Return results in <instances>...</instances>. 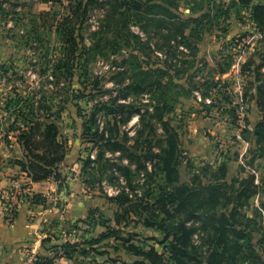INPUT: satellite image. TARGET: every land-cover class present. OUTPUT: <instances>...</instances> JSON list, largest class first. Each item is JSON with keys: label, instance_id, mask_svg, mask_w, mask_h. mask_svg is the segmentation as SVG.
<instances>
[{"label": "rangeland", "instance_id": "obj_1", "mask_svg": "<svg viewBox=\"0 0 264 264\" xmlns=\"http://www.w3.org/2000/svg\"><path fill=\"white\" fill-rule=\"evenodd\" d=\"M99 1L86 18L72 22L82 36L84 67L71 78H56L43 57L46 48L52 52L60 45L56 21H39L35 40L32 23L34 14L44 11H57L63 19L70 0L24 3L13 9L18 15L12 10L7 19L0 18V172L10 178L0 193V209L7 223L18 219L24 207L30 221L41 218L42 223L38 240L14 246L6 258L16 251L23 255L21 264L42 263L57 253L55 262L64 258L69 264H151L126 250L134 244L145 252L154 248L161 255L156 264H252L249 254L238 256L232 245L220 246L219 218L225 215L233 217L229 224L249 232L244 240L260 257L257 264H264V31L252 9L237 0H142L132 10L121 0ZM204 14L208 17L199 26L183 28L177 19ZM93 33L97 46L86 55ZM42 46V52L35 49ZM25 118L46 124L55 120L59 140L69 149L61 164L68 188L48 181L56 187L37 208L30 179L15 164L24 151L17 141L20 133L11 126L24 128ZM109 141L138 158L130 162ZM149 150L164 157L157 160L162 170L152 179ZM103 152L113 164L141 172L130 189L134 198L144 197L146 190L153 196L173 194L174 186L188 187L189 194L142 211L154 222L152 228L132 212L120 226L123 234L105 240L95 252L85 242L117 227L120 208L108 197L128 186L122 170L110 181L115 167H101L97 159ZM88 158L97 160L94 169L83 163ZM167 174L179 182L173 185ZM13 202L18 204L10 212ZM156 224L176 226L177 237H167ZM178 238L186 254L173 247ZM226 240L237 238L229 231ZM68 242L81 245L66 253L61 246Z\"/></svg>", "mask_w": 264, "mask_h": 264}, {"label": "trees", "instance_id": "obj_2", "mask_svg": "<svg viewBox=\"0 0 264 264\" xmlns=\"http://www.w3.org/2000/svg\"><path fill=\"white\" fill-rule=\"evenodd\" d=\"M55 2L58 3L60 0H0V18L4 16V19H7L11 11L14 9V7L19 5H24V3H30L34 4L36 2ZM237 2L244 6V7H250L252 9V18L254 21L258 24L260 29L264 31V3L259 2L256 3V0H237ZM70 6L68 7L66 14L62 16L63 19H58V12H51V11H44L41 14L37 15L34 14L32 18L33 23V30H35L34 33V40L39 39V26L37 25L39 21L43 20V24H46L48 21V18L51 17L53 22L56 21L58 25V42L60 43L59 46L52 49V52L50 48H46L45 53L43 54V57L47 59V67L48 69H51L52 73L56 78L60 77H66L71 78L75 75V72L78 69H82L84 67V64L81 63L80 57L83 58V56L79 55V49H80V37L81 35L76 34V30L72 27V22L74 19H84L88 15L89 11L94 8L96 5L100 4L99 0H87V2L84 3V0H70ZM120 3L123 7H129V10H132L134 8H137L138 6H141L143 4L142 0H121ZM9 6V7H8ZM112 7V6H111ZM167 11L171 17H176L171 14L169 10ZM14 15H18L15 10L12 12ZM124 15V12L122 13ZM208 17L207 14H204L202 18H196V19H189L187 21L181 20L179 17V22L183 28H188V26L191 23H195L197 26L203 22V19ZM193 30V29H192ZM95 34H92V40L93 44L90 47L85 48L84 53L86 55H89L91 50H94L96 45L95 42ZM95 43V44H94ZM42 48H35L37 50H40L41 52L44 51ZM37 53V52H36ZM1 68V66H0ZM50 117V116H49ZM52 118H55L51 115ZM50 118V119H52ZM24 120L26 121V124L24 128H20L15 122L13 126H11V131H18L20 134L17 136V141L20 144L21 148L24 151L23 158L17 159L15 161V164L19 165L21 167L22 173L26 174L27 177L30 179L31 185L33 183H41V182H48L53 179L58 184L59 189L68 188L67 184V177L64 175V172L62 171L61 164L66 159L68 147L59 140L60 136V130L56 124V121L53 120L51 123L46 124L41 120ZM42 119V118H41ZM96 120L95 114L92 116L91 120L94 122ZM164 130L165 132L169 131V124L168 122L164 121ZM6 139L9 138V134L7 133L5 135ZM172 138V136H169L167 138V141H169ZM112 140V138H111ZM109 144H112V147L115 149H122V153H124L127 156V159L132 162L135 159L138 158L137 154L131 153L126 148H123L122 144L119 142H111L109 141ZM106 152V151H105ZM162 152H165V150H162ZM147 158L151 159L154 162V169L152 171H147V175L149 179L154 178L158 174V170H162L161 165L158 163L157 160L162 161L164 157L162 154L157 152H152V150H149L146 155ZM120 158V157H119ZM98 163L101 164V167H105L108 169H113L111 172V178L110 181L114 182L117 174L119 173V170L124 171V176L126 178V184L128 186L124 187L122 186L119 194L115 198H109L108 199L111 202H115L119 208L120 211L116 214V228L110 229L109 232H103L100 237L98 238H91L89 240H86L85 244H87L92 251L97 252L96 250L98 245H101L105 240L122 235L123 229L120 228V226L123 223V221H126L130 214L132 212L138 213L139 219L142 221L141 223L146 228H152L155 226L154 222L150 220V218H144L143 212L144 210H151L154 205L157 204H172L174 200H180L177 199L179 195H182L184 198H186L189 194V188L186 186H174L175 192L173 194L164 193L161 192L160 196H153L154 194L150 190H146V195L144 197L138 199L134 198L133 193L130 191L131 188L135 189V186L133 184L134 178L137 177L141 172H132V170L125 169L123 166L119 164H113V162H110L108 158L105 157L104 152L102 154H99L98 156ZM97 160H93L91 158H88L87 160H84L83 163L89 166L91 169H94L92 164L94 162H97ZM157 161V162H156ZM167 179L169 182H172L173 185L177 184L178 180H171L168 177ZM225 179V178H224ZM150 188V185H149ZM246 188H243L241 190V193L246 192ZM193 193V191H192ZM256 191H253V194H256ZM240 195V193H239ZM32 204L35 205H41L46 203V197L43 194H33L32 196ZM168 211V210H166ZM231 216L235 215L237 213V209L231 210ZM170 214V211L167 212ZM171 215V214H170ZM233 218V217H232ZM232 218L228 219L225 215H221L219 218L220 226H219V233L217 240H220V246L225 250V247H227L229 244L232 245V247L236 248L237 255L243 256L245 253L250 255L251 260L253 261L252 264H257V261L260 260V257L258 254H256L255 248L253 245L249 242V240H244L248 238L250 235L249 232L246 230H239L237 227L233 224H229V221L232 220ZM157 227H161L160 229L165 230V234L167 237L170 236H176V226H173L171 228L163 227L162 225L156 224ZM231 232L234 234V236L237 238V240H226L224 241V238L226 237L227 232ZM119 240V238H118ZM126 245L130 243V237L124 241ZM81 244L80 243H72L68 242L65 245L61 246L66 253H69V251L77 249ZM173 247L180 248V251L183 254H186L187 252H184L185 249H187V246L182 245V242L180 239H176V244H173ZM53 248H57L58 246H54ZM116 250L118 248H115ZM127 251H132L133 254H136L138 256H142L144 258L150 259L151 264H156V259L161 258V255L156 253L155 249L152 248L149 252H145L141 248H137L134 244H130L128 248H126ZM102 253V252H99ZM104 253V252H103ZM59 253L56 254V257L53 259L49 258L44 260L42 263L38 264H55V259L58 258ZM69 257H72L69 255ZM154 259V260H153ZM153 261V262H152ZM137 264H146V262H139Z\"/></svg>", "mask_w": 264, "mask_h": 264}, {"label": "crops", "instance_id": "obj_3", "mask_svg": "<svg viewBox=\"0 0 264 264\" xmlns=\"http://www.w3.org/2000/svg\"><path fill=\"white\" fill-rule=\"evenodd\" d=\"M15 173L17 168H14ZM10 184V178L8 172H0V193L2 190L8 188ZM56 185L50 182L33 183L31 188V194H43L47 195L49 191L54 190ZM37 208V205H35ZM41 208V206L39 207ZM41 218L29 220L26 207L21 210V214L18 219L12 223H7L0 209V264H21L23 255L19 253L12 254L9 258H6L8 250L14 248L23 243L29 241L38 240V232L40 231ZM55 264H69V261L61 258L56 261Z\"/></svg>", "mask_w": 264, "mask_h": 264}, {"label": "built area", "instance_id": "obj_4", "mask_svg": "<svg viewBox=\"0 0 264 264\" xmlns=\"http://www.w3.org/2000/svg\"><path fill=\"white\" fill-rule=\"evenodd\" d=\"M17 194L21 195V193H18V192H17V193L15 194L16 197H17ZM7 197H8L7 194L3 195V198L7 199ZM2 204H3L5 207H6V205H7V204H6V201H5V202L2 201ZM17 204H18V202H16V203L13 202V203L11 204V207H12V208H11V211H10V212L15 211V207H16ZM13 207H14V210H13ZM5 210H7V208H5ZM8 212H9V211H8ZM8 212L6 213L7 216H8V214H9Z\"/></svg>", "mask_w": 264, "mask_h": 264}]
</instances>
